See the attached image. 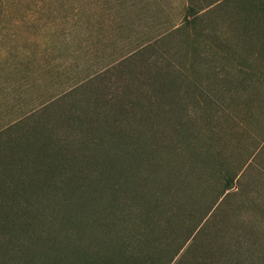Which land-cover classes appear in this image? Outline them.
<instances>
[{
  "label": "rangeland",
  "instance_id": "1",
  "mask_svg": "<svg viewBox=\"0 0 264 264\" xmlns=\"http://www.w3.org/2000/svg\"><path fill=\"white\" fill-rule=\"evenodd\" d=\"M257 2L0 0V84H27L0 92V124L71 88L73 101L84 104L88 87L100 84L95 72L106 66L112 67L113 82L119 81L121 70L133 86L142 80H132L131 74L157 70L146 93L150 98L136 103H170L173 117L158 113L153 125L147 120L133 125L127 115L122 124L127 135L137 138L133 148L146 158L145 168L156 162L163 165L157 177L171 173L180 181L188 179L182 185V203H192L188 209L193 212L190 218L176 219L179 208L172 207L164 231L157 233V246L167 245L171 252L201 222L198 240L191 244L189 239L171 264H198V258L215 264L223 246L245 264H257L264 259V178L258 184L246 170L217 204L221 184L213 167L221 150L224 168L238 173L235 150L239 164L249 153L251 112L256 116L264 107V18ZM155 126L162 140L158 152L152 150L151 137L140 135V129ZM177 129L181 135L187 131V137ZM38 130V125L23 130L28 146L35 145ZM111 145L107 137L101 148L100 158L108 163L110 156L120 154ZM45 210L49 223L52 213ZM6 252L0 244V264H10L15 254Z\"/></svg>",
  "mask_w": 264,
  "mask_h": 264
},
{
  "label": "trees",
  "instance_id": "2",
  "mask_svg": "<svg viewBox=\"0 0 264 264\" xmlns=\"http://www.w3.org/2000/svg\"><path fill=\"white\" fill-rule=\"evenodd\" d=\"M256 4L264 18V0ZM111 68L95 72L100 84L88 87L84 104L73 101L71 88L0 124V244L5 252L15 253L10 264H171L187 241L196 242L202 233L201 222H197L171 252L167 245L157 246V233L164 231L172 207L179 208L176 219L193 215L188 209L192 203H182V185L188 179L180 181L183 178L171 173L157 177L163 165L156 162L153 168H145L146 158L133 148L137 138L127 135L122 122L128 115L133 125L142 120L153 125V116L161 113L170 119L174 108L170 103L154 104L151 99L145 106L136 103L149 97L146 93L157 70L129 75L132 80H142L141 85L133 86L123 79L127 75L121 70L117 72L119 81L113 82ZM22 81L1 83L0 92L19 90L27 85ZM31 120H35L34 126H29ZM37 125L39 133L30 147L24 142L23 130H35ZM176 131L187 137V131L182 135L180 129ZM157 133L156 126L150 131L140 129L143 138H152L156 152L162 141ZM107 137L120 153L110 156L111 163L100 158ZM221 156L219 150L213 164L221 184L217 204L233 187L236 176L224 168ZM46 207L52 213L49 223L47 214L44 216ZM223 248L215 264H245L235 252ZM257 264H264V259Z\"/></svg>",
  "mask_w": 264,
  "mask_h": 264
},
{
  "label": "crops",
  "instance_id": "3",
  "mask_svg": "<svg viewBox=\"0 0 264 264\" xmlns=\"http://www.w3.org/2000/svg\"><path fill=\"white\" fill-rule=\"evenodd\" d=\"M237 138V137H236ZM235 138V139H236ZM238 152L235 150L234 165L238 169L234 182L245 175L248 170L250 176H256L257 183L264 178V107L256 116L251 112L250 127H249V153L244 156L239 164ZM256 181V180H255Z\"/></svg>",
  "mask_w": 264,
  "mask_h": 264
}]
</instances>
